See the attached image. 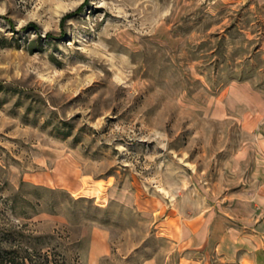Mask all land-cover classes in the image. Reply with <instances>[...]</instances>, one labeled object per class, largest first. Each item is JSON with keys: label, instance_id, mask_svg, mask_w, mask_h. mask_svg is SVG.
<instances>
[{"label": "rangeland", "instance_id": "obj_1", "mask_svg": "<svg viewBox=\"0 0 264 264\" xmlns=\"http://www.w3.org/2000/svg\"><path fill=\"white\" fill-rule=\"evenodd\" d=\"M230 86L264 99V0H0V227L166 264L169 228L242 185L261 128Z\"/></svg>", "mask_w": 264, "mask_h": 264}, {"label": "crops", "instance_id": "obj_2", "mask_svg": "<svg viewBox=\"0 0 264 264\" xmlns=\"http://www.w3.org/2000/svg\"><path fill=\"white\" fill-rule=\"evenodd\" d=\"M226 97L224 109L238 112L247 129L261 128L238 155L240 163L249 158L245 168H238L242 185L219 207L181 216L178 228H169L165 235L172 247L166 264H202L211 257L226 263L264 264V99L250 86H230ZM111 253L106 229L94 225L83 228L78 246L82 264H98ZM140 264L159 263L148 257Z\"/></svg>", "mask_w": 264, "mask_h": 264}, {"label": "trees", "instance_id": "obj_3", "mask_svg": "<svg viewBox=\"0 0 264 264\" xmlns=\"http://www.w3.org/2000/svg\"><path fill=\"white\" fill-rule=\"evenodd\" d=\"M53 235L26 234L15 227H0V264H64L65 256L46 239Z\"/></svg>", "mask_w": 264, "mask_h": 264}]
</instances>
